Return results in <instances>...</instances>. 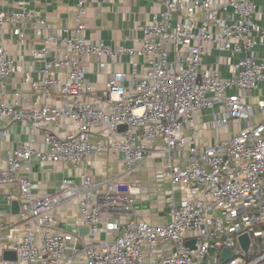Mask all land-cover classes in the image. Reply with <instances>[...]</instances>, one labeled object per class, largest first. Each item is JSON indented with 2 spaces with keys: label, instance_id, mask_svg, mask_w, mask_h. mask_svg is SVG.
I'll return each instance as SVG.
<instances>
[{
  "label": "built area",
  "instance_id": "built-area-1",
  "mask_svg": "<svg viewBox=\"0 0 264 264\" xmlns=\"http://www.w3.org/2000/svg\"><path fill=\"white\" fill-rule=\"evenodd\" d=\"M92 1L107 0H78L73 28L53 27L25 3L9 13L0 7V119L31 121L33 133L44 129L49 145L39 151L22 144L0 169V186L18 185L21 200L18 228L0 218V264H261L264 99L249 101L264 84V57L255 56L257 48L264 50V28L255 20L258 0H164L165 10L137 27L139 48L87 39L85 17ZM30 25L40 44L32 51L43 65L38 80L11 55L5 40L10 27L24 43ZM209 45L240 57L231 64V77L204 64ZM89 57L102 74L128 57L134 73L112 74L100 93L87 76L84 59ZM18 74L33 96L55 94L61 105L34 102L21 110V92L6 100V79ZM215 108L206 128L216 130L217 141L201 148L195 115ZM63 119L75 130L60 138L54 128ZM237 121L245 127L223 139L224 130ZM105 152L123 154L126 175L156 154L164 157L166 169L158 178L171 186L170 222L152 225L138 218L134 196L139 187L92 179L90 156ZM34 158L82 170L81 183L65 179L54 193L36 195L37 185L20 175L24 163L32 173ZM72 204L81 216L76 225L94 239L90 244L80 246L81 238L60 225V210ZM243 235L251 240L249 253L239 242ZM225 249L234 256L223 259ZM7 251L16 253L15 261L4 259Z\"/></svg>",
  "mask_w": 264,
  "mask_h": 264
},
{
  "label": "crops",
  "instance_id": "crops-1",
  "mask_svg": "<svg viewBox=\"0 0 264 264\" xmlns=\"http://www.w3.org/2000/svg\"><path fill=\"white\" fill-rule=\"evenodd\" d=\"M78 0H0V7L9 13L17 11L26 4L29 10L35 12L40 18L48 20L50 25L57 28H73L75 26V15ZM258 10L255 15L256 22L264 28V0H258ZM165 10L164 0H107L105 3L92 1L87 4V14L85 23L87 29L85 37L92 41H103L111 46H126L139 48L141 46L142 35L137 27L151 22L157 15ZM33 24V23H32ZM27 39L23 43L18 37L13 36L10 27L5 32L6 45L11 55L19 62L26 64L27 69L32 71L34 79L41 78L40 70L42 63L32 56L34 49L40 48L32 25L27 29ZM53 56V55H51ZM257 59L264 57V50L257 48L255 51ZM240 57H231L228 52L220 51L215 46L209 45L208 53L204 56V64L218 72L222 77L229 78L232 75L231 64ZM142 63V60L139 59ZM88 68V79L94 84L98 92L105 90V86L112 74L124 72L132 75L133 67L129 64L128 57H122L114 64H110L102 74L99 70L98 62L94 57L84 59ZM138 73L144 72V67L140 64ZM6 100H14V94L21 92V110H28L34 102L39 104L48 103L51 106H60L61 98L52 94L46 98L42 94L33 96L31 88L24 84L23 74L13 75L6 79ZM4 99V98H3ZM264 99V84L260 90L253 92L249 98L250 103L255 104L258 100ZM2 100V89L0 86V101ZM218 109H211L196 113V130L198 133V143L201 148L210 146L217 141L216 130L207 129V123L212 124L214 115ZM261 121L260 115L254 119L255 123ZM212 127V126H211ZM245 127V123L237 121L231 123L225 130L227 133L223 139H229ZM75 130L74 126L66 119L61 121L59 127L54 128V132L60 138H64ZM5 131L6 136L2 135ZM190 133L189 130L186 131ZM93 141L99 140V136L93 137ZM30 143L35 150L48 151L49 145L46 142L44 129L37 133L32 131L31 121L8 122L0 119V169L7 168V156L11 151H15L22 144ZM187 157V152L183 153ZM183 159V161H185ZM89 173L96 182L115 179L130 184L132 187H139L140 191L134 196V208L138 213V218L145 220L152 225L166 224L170 222L168 214L167 196L170 193V183L159 179L166 169L165 159L161 155H154L143 162L132 175L125 174L124 156L121 153L105 152L92 155L89 159ZM32 173L26 171L29 163L23 164L20 175L30 177L37 185L34 193L45 196L54 193L65 179H71L75 183H81L82 170H75L71 166H63L60 163L51 161L40 162L36 158L31 161ZM177 198L182 197V193L176 192ZM19 202L20 193L18 185L0 186V218L9 226L18 228L21 219L15 212L13 204ZM81 220L78 207L75 204L65 206L60 210L59 221L63 229L79 236L83 243L90 244L94 239L89 235H83L81 228L76 225V221ZM99 237L97 239H103Z\"/></svg>",
  "mask_w": 264,
  "mask_h": 264
},
{
  "label": "water",
  "instance_id": "water-1",
  "mask_svg": "<svg viewBox=\"0 0 264 264\" xmlns=\"http://www.w3.org/2000/svg\"><path fill=\"white\" fill-rule=\"evenodd\" d=\"M13 207H14L15 212L19 214V212H20L19 202H15L13 204ZM88 232L89 231H88L87 228H81V233L83 235H87ZM239 242H240L243 250L246 253H249V251H250V243H251V240H250L249 236L248 235L241 236L239 238ZM187 246L190 247V248H194V242H188ZM233 256H234V254L231 251H229L227 249H225L223 251V255H222L223 259L227 260V259H229L230 257H233ZM4 259L5 260H13V261H15L16 260V253L15 252H9V251L5 252L4 253Z\"/></svg>",
  "mask_w": 264,
  "mask_h": 264
},
{
  "label": "trees",
  "instance_id": "trees-1",
  "mask_svg": "<svg viewBox=\"0 0 264 264\" xmlns=\"http://www.w3.org/2000/svg\"><path fill=\"white\" fill-rule=\"evenodd\" d=\"M261 264H264V262H262Z\"/></svg>",
  "mask_w": 264,
  "mask_h": 264
}]
</instances>
